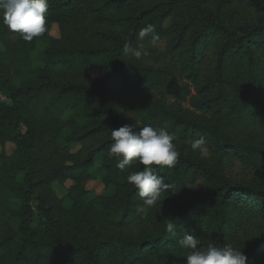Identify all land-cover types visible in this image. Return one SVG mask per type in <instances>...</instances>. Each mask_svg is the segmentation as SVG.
<instances>
[{"label":"rangeland","instance_id":"1","mask_svg":"<svg viewBox=\"0 0 264 264\" xmlns=\"http://www.w3.org/2000/svg\"><path fill=\"white\" fill-rule=\"evenodd\" d=\"M201 1L230 27L250 26L264 15V0ZM191 14L188 3L172 0H73L49 32L38 36L40 51L77 50L106 56L101 65L89 69L57 65L48 72L62 84L100 89L124 124L166 128L175 134L173 142L180 152L173 167L154 166L171 188L155 207L138 212L143 199L127 176L144 166L134 161L121 170L116 158L108 155L109 147L95 153L110 139L108 134L74 146L68 164L85 163V175L65 185L54 182L47 190L51 203L60 205L64 214L60 231L64 264H93L95 256L99 264H184L190 250L177 243L184 231L199 239L198 248L231 244L246 255L260 239L264 196L241 192L225 197L217 193L216 177L264 192V33L233 47L218 68L225 36L198 28L186 31ZM147 24L155 25L160 36L155 44L150 37L139 38ZM20 37L14 32L9 43ZM125 45H143L147 55L126 54ZM100 110L98 105L77 108L81 118L75 129L108 123ZM200 127L214 130L236 148H215ZM26 131L22 126V135ZM200 136L207 142L206 157L191 148L192 140ZM14 151L9 143L0 147V156H11ZM185 159L201 163L206 171L190 169L181 163ZM46 169L52 173L49 156ZM75 186L86 190L89 197H72ZM32 206L33 228L41 231L42 211L39 203ZM217 207L222 209L220 221L214 218ZM169 219L174 221L176 236L166 231ZM9 221L13 228L18 227L16 219L10 217ZM156 238V249L145 246L128 257L129 247L123 243ZM115 246L123 248L118 251ZM254 261L264 264V243Z\"/></svg>","mask_w":264,"mask_h":264},{"label":"trees","instance_id":"2","mask_svg":"<svg viewBox=\"0 0 264 264\" xmlns=\"http://www.w3.org/2000/svg\"><path fill=\"white\" fill-rule=\"evenodd\" d=\"M172 2L188 3L192 10L186 31L198 28L204 32L219 31L225 36V43L217 59L218 68L225 54L233 47L264 33V15L250 26L230 27L216 11L206 8L201 0ZM72 3L73 0H48L46 32ZM201 32L197 35L201 36ZM12 35L14 31L3 23L0 16V147L4 148L9 143L15 146L11 156H0V264H64V245L60 234L64 214L60 205L51 203L47 190L54 182L65 185L85 175V163L68 164L74 146L86 144L99 134H108L110 139L95 151L98 153L113 143L112 129L124 123L100 89L62 84L48 72L49 67L57 65L71 66L76 70L89 69L101 65L106 56H96L95 52L82 54L77 50L40 51L38 37L31 41L20 37L16 43L10 44L9 38ZM245 95L249 99V95ZM83 105H98L100 113L109 122L95 123L76 130L81 115L75 110ZM22 126L27 129L24 135L21 133ZM200 130L211 138L215 148H236L232 141L214 130L205 127H200ZM48 156L53 161L51 174L46 169ZM181 163L195 171H206L201 163L191 159L181 160ZM216 178L217 193L225 197L241 192L264 196L262 191L232 184L223 176ZM70 195L76 199L89 197V193L79 186L73 187ZM35 202L39 203L42 211L44 228L41 231L33 228L35 220L32 205ZM221 210L218 207L214 209L216 221L222 219ZM10 217L18 221L16 229L12 227ZM158 239L123 245L129 247L128 257H134L139 248L147 246L156 249ZM263 243L264 231L246 255V264H257L254 256ZM114 248L120 251L123 246ZM92 263L99 264L96 256Z\"/></svg>","mask_w":264,"mask_h":264},{"label":"clouds","instance_id":"3","mask_svg":"<svg viewBox=\"0 0 264 264\" xmlns=\"http://www.w3.org/2000/svg\"><path fill=\"white\" fill-rule=\"evenodd\" d=\"M48 6V0H0V16L10 30L18 32L24 40L31 41L47 30ZM138 35L140 39L150 37L152 44L160 39L153 24L141 28ZM124 52L136 58L147 55L143 45L138 48L125 45ZM111 137L113 143L109 146L108 155L116 158L117 168L123 170L134 161L144 166L142 170L127 176V182L135 186L138 196L143 199V205L138 206L137 211L144 212L155 207L171 185L165 182L166 177L159 175L154 166L171 168L178 162L180 152L173 142L175 134L166 128H154L151 125L136 128L133 124H124L112 129ZM191 148L202 157L208 155L207 142L203 136L193 139ZM166 231L177 235L173 219L168 220ZM177 243L182 249L190 250L184 257V264H246L248 259L242 248L231 244H209L206 249L198 248L199 239L189 231H184Z\"/></svg>","mask_w":264,"mask_h":264}]
</instances>
